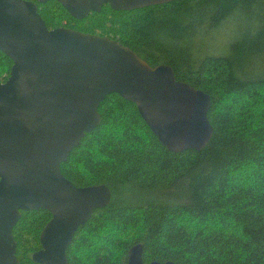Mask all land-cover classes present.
<instances>
[{
	"label": "trees",
	"instance_id": "obj_1",
	"mask_svg": "<svg viewBox=\"0 0 264 264\" xmlns=\"http://www.w3.org/2000/svg\"><path fill=\"white\" fill-rule=\"evenodd\" d=\"M47 27L116 39L150 65L168 64L176 79L210 95L212 134L199 150L169 151L117 93L98 105L100 121L60 172L76 186L105 184L107 205L74 232L68 264H125L130 246L142 260L175 264H264V0H171L131 10L108 4L77 19L57 0L37 4ZM253 23L226 53L200 51L198 37L231 15ZM0 51V82L11 66ZM21 211L12 228L18 264L49 220Z\"/></svg>",
	"mask_w": 264,
	"mask_h": 264
},
{
	"label": "water",
	"instance_id": "obj_2",
	"mask_svg": "<svg viewBox=\"0 0 264 264\" xmlns=\"http://www.w3.org/2000/svg\"><path fill=\"white\" fill-rule=\"evenodd\" d=\"M46 1L0 0V51L12 62L0 82V264H18L12 228L21 211L50 212L32 260L68 264L74 232L108 204L105 184L76 186L59 168L98 125V105L107 94L132 101L169 151L199 150L212 134L208 93L176 79L168 64H148L116 39L47 27L37 11ZM57 1L81 19L105 4L131 10L171 0ZM141 254L140 243L130 246L125 264H175L145 263Z\"/></svg>",
	"mask_w": 264,
	"mask_h": 264
},
{
	"label": "rangeland",
	"instance_id": "obj_3",
	"mask_svg": "<svg viewBox=\"0 0 264 264\" xmlns=\"http://www.w3.org/2000/svg\"><path fill=\"white\" fill-rule=\"evenodd\" d=\"M253 23L252 20L239 14L231 15L219 27L203 35L196 40V47L200 51H210L223 54L227 52L229 43L237 38L239 34Z\"/></svg>",
	"mask_w": 264,
	"mask_h": 264
}]
</instances>
